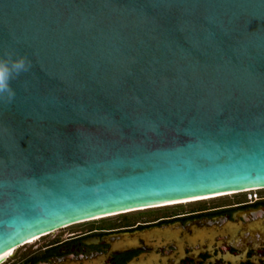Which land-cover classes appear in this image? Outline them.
<instances>
[{
	"label": "water",
	"instance_id": "water-1",
	"mask_svg": "<svg viewBox=\"0 0 264 264\" xmlns=\"http://www.w3.org/2000/svg\"><path fill=\"white\" fill-rule=\"evenodd\" d=\"M17 58L0 261L75 224L264 189V0H0V62ZM224 249L213 236L169 257L246 260Z\"/></svg>",
	"mask_w": 264,
	"mask_h": 264
},
{
	"label": "flooded vegetation",
	"instance_id": "flooded-vegetation-1",
	"mask_svg": "<svg viewBox=\"0 0 264 264\" xmlns=\"http://www.w3.org/2000/svg\"><path fill=\"white\" fill-rule=\"evenodd\" d=\"M176 208L75 224L0 264H174L169 252L176 257L179 244L194 245L213 236L225 243L224 253L231 259L246 256L239 264H264V192L253 200L241 196ZM209 257L202 253L181 264H208Z\"/></svg>",
	"mask_w": 264,
	"mask_h": 264
},
{
	"label": "rangeland",
	"instance_id": "rangeland-1",
	"mask_svg": "<svg viewBox=\"0 0 264 264\" xmlns=\"http://www.w3.org/2000/svg\"><path fill=\"white\" fill-rule=\"evenodd\" d=\"M248 192V191H247ZM260 192H264V189H261V190H258V191H255L253 193H246V192H241V193H237V194H229L227 196H222V197H217V198H209V199H206V200H202V201H193V202H184V203H178V204H171V205H168L166 207H159V208H152V209H146V210H141V211H134V212H130V213H126L130 216H136V215H141V214H145L146 212L150 211V212H165L166 210L167 211H171L173 210L174 208L177 209L176 207L178 208H181V209H185V210H188L191 206H194V205H197L199 203H203V204H212V203H216V202H220V201H229V200H235L237 199L238 197H243V196H246L248 197L249 194H255L257 193V197L260 195ZM120 215H116V216H111V217H108V218H105L104 220H107V219H111V220H114V219H117L119 218ZM99 221H103L102 219H97V220H93V221H88L87 223H93V222H99ZM85 222L81 223V224H87ZM79 225V224H78ZM72 227V226H71ZM71 227H66V228H63V229H60L58 231H55L53 233H51L50 235H46L45 237H41V238H38V239H35L34 241H31L29 244L27 245H24V246H21L17 249H15L13 255L16 253V252H22L24 251L25 249L27 248H30L31 246L33 245H36L38 244L39 242H41L42 240L44 239H48L54 235H57V234H60L64 231H67L69 230ZM12 255H10L7 260H9L11 258Z\"/></svg>",
	"mask_w": 264,
	"mask_h": 264
},
{
	"label": "clouds",
	"instance_id": "clouds-1",
	"mask_svg": "<svg viewBox=\"0 0 264 264\" xmlns=\"http://www.w3.org/2000/svg\"><path fill=\"white\" fill-rule=\"evenodd\" d=\"M26 70V62L24 58H17L11 65V68L6 63L0 62V91L4 90L5 77L10 76L12 71L17 74Z\"/></svg>",
	"mask_w": 264,
	"mask_h": 264
},
{
	"label": "bare ground",
	"instance_id": "bare-ground-1",
	"mask_svg": "<svg viewBox=\"0 0 264 264\" xmlns=\"http://www.w3.org/2000/svg\"><path fill=\"white\" fill-rule=\"evenodd\" d=\"M251 190H256V189H248V190H245L243 192H247V191H251ZM224 194H232V193H224ZM224 194H218V195H212V196H205V197H199V198H192V199H185V200H180V201H174V202H168V203H164V204H159V205H156V206H167V205H171V204H178V203H184V202H193V201H197V200L214 198V197L221 196V195H224ZM35 239H38V238H34L32 240H29L28 243H30L31 241H34ZM14 251H15V249L9 250L7 252L5 258L2 259L0 261V263L4 262L10 255H12L14 253Z\"/></svg>",
	"mask_w": 264,
	"mask_h": 264
},
{
	"label": "built area",
	"instance_id": "built-area-1",
	"mask_svg": "<svg viewBox=\"0 0 264 264\" xmlns=\"http://www.w3.org/2000/svg\"><path fill=\"white\" fill-rule=\"evenodd\" d=\"M258 190H260V189L251 190V191H248V192H246V193H253V192L258 191ZM255 198H257V193H255L254 195H253V194H249V195H248V199H249V200H253V199H255Z\"/></svg>",
	"mask_w": 264,
	"mask_h": 264
},
{
	"label": "trees",
	"instance_id": "trees-1",
	"mask_svg": "<svg viewBox=\"0 0 264 264\" xmlns=\"http://www.w3.org/2000/svg\"><path fill=\"white\" fill-rule=\"evenodd\" d=\"M200 204H203V203H200ZM128 216V214H120V217H126ZM105 218H103L102 220H104Z\"/></svg>",
	"mask_w": 264,
	"mask_h": 264
}]
</instances>
